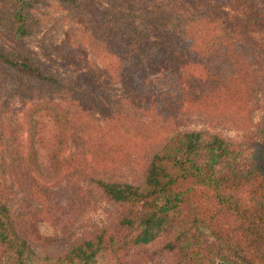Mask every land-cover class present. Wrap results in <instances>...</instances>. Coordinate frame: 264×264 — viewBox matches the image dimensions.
Returning a JSON list of instances; mask_svg holds the SVG:
<instances>
[{"label":"trees","instance_id":"1","mask_svg":"<svg viewBox=\"0 0 264 264\" xmlns=\"http://www.w3.org/2000/svg\"><path fill=\"white\" fill-rule=\"evenodd\" d=\"M42 1L0 0V29L14 39L32 36L42 24ZM53 1L83 7L80 0ZM131 1L141 13L105 11L111 29L98 27L106 38L98 56L126 94L115 110L98 102L92 80L90 92L66 84L29 55L0 43V75L21 85L18 95L26 105L21 116L4 111L0 128L14 145L16 174L27 193L43 204L45 186L48 192L74 171V185L89 179L106 199L127 207L114 230L105 227L64 253L42 256L23 236L0 190V264H104L108 254L113 264H123L127 247L165 235L171 236L167 249L175 253L176 264H264V117L245 142L208 131L167 137L152 153L139 185L95 173L121 163L142 142L150 148L162 133L142 129L135 114L169 120L188 105H231L248 97L249 59L264 50V0ZM124 102L129 110L122 109ZM45 118L53 124L46 169L38 151L45 141ZM70 144L79 155L63 158ZM71 164L74 168L67 169Z\"/></svg>","mask_w":264,"mask_h":264},{"label":"rangeland","instance_id":"2","mask_svg":"<svg viewBox=\"0 0 264 264\" xmlns=\"http://www.w3.org/2000/svg\"><path fill=\"white\" fill-rule=\"evenodd\" d=\"M80 4L83 7L67 8L56 1L44 0L38 7L42 24L32 36L14 39L0 29V43L8 51L29 55L46 72L58 76L66 84L74 82L90 92L87 81L92 80L98 102L115 110L116 102L122 101L126 94L121 80L111 81L104 62L98 56L103 48L102 40H106L105 32L98 27L102 24L111 29L107 23L110 14L105 11L124 10L137 15L141 13V6L131 0H80ZM84 11L88 13L84 14ZM79 31L83 32L85 38L80 36ZM89 41L94 43L95 49H92ZM248 70L253 74L252 92H249L248 97L246 93L242 101L231 105L223 101L219 106L203 102L188 105L183 110L178 108L179 111L175 112L177 114L169 120L154 121L144 114H135V120L142 129L150 128L162 133L154 137L150 148L142 142L139 149L134 148L121 163L102 172L95 171L97 176L108 181L141 184L145 180L152 153L161 148L167 137L181 131H208L229 141H247L259 129L264 117V101L260 90L264 88V50L257 49L254 58L249 59ZM83 78L86 79L80 82ZM20 90L19 83L0 75V125L2 116L7 114L4 111L14 112L16 116H21L24 111L26 105L18 95ZM122 109L129 110L130 105L124 102ZM94 114L99 123L104 125L100 116ZM43 123L47 127L43 136L45 141L38 147V151L40 162L46 169L51 166L50 147L47 144H52L49 133L53 131V124L47 118ZM9 138L0 128V190L7 197L13 214L19 219L23 236L38 254L64 253L77 242L93 236L105 227L113 230L117 227L127 213V207L106 199L89 179L74 185V171L56 180L48 192L45 186V198L41 196L43 204L29 195L16 174L19 165L13 155L14 145L9 144ZM63 155V158H71L78 156L79 151L70 144ZM73 168L71 164L67 169ZM170 241L171 236L165 235L149 245H131L121 253L122 262L176 264L175 253L167 249ZM102 261L104 264H113L114 257L108 254ZM217 264L223 263L218 261Z\"/></svg>","mask_w":264,"mask_h":264}]
</instances>
